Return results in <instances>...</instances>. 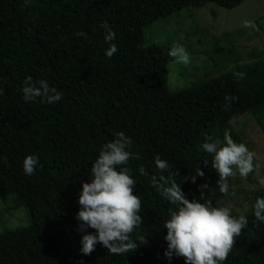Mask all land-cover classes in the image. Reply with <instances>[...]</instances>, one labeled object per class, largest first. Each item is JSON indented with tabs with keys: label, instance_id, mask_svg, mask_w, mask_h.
Instances as JSON below:
<instances>
[{
	"label": "trees",
	"instance_id": "16d2710c",
	"mask_svg": "<svg viewBox=\"0 0 264 264\" xmlns=\"http://www.w3.org/2000/svg\"><path fill=\"white\" fill-rule=\"evenodd\" d=\"M242 1L31 0L25 6L24 0H0V200L13 195L15 206L25 207L29 216L26 226L0 232V264H185L183 257L165 255L163 225L168 209L177 206L150 186L152 175L169 174L155 167L154 156L178 173L174 179L186 198L202 195L224 207L211 192L219 176L202 145L206 137L223 140L225 130L237 140L231 119L238 114H250L264 130V58L169 91L170 47L148 43L143 31L185 7L212 2L232 9ZM105 20L116 34L111 43L118 50L112 57L105 54L110 46L100 27ZM79 31L87 39L76 36ZM237 72L244 78H236ZM27 76L46 80L62 99L26 102ZM226 95L238 99L229 104ZM119 132L132 139L130 151L140 156L128 164L144 222L132 239L141 235L146 242L137 241V249L123 255L97 243L85 255V233L77 219L82 181H90L99 150ZM28 154L42 165L31 176L22 166ZM141 164L147 176L139 174ZM198 167L205 175L195 183L185 180ZM205 183L209 188L201 194L199 186ZM231 214L245 215L249 223L223 264H264V222L255 220L252 207L244 213L231 209Z\"/></svg>",
	"mask_w": 264,
	"mask_h": 264
},
{
	"label": "clouds",
	"instance_id": "9594fccd",
	"mask_svg": "<svg viewBox=\"0 0 264 264\" xmlns=\"http://www.w3.org/2000/svg\"><path fill=\"white\" fill-rule=\"evenodd\" d=\"M30 3L31 0H24L25 6ZM243 26L259 30L253 21L245 20ZM100 27L105 30V41L110 45L105 54L112 57L118 50L117 45L111 43L115 39V31L106 20ZM75 35L87 39L83 31ZM168 55L180 64L187 65L191 60L187 49L178 43L172 44ZM234 76L242 79L245 74L237 72ZM2 92L3 89L0 88V93ZM22 94L26 102L40 98L43 103L56 104L62 99V94L46 80L34 82L31 76L25 78ZM237 99L236 96H225L229 104ZM132 144V139L125 133H116L115 139L105 143L99 150V155L91 165L90 181H82L77 219L80 221L79 231L85 233L81 239V251L85 255H90L97 243L107 248L111 254L123 255L134 252L138 247L137 241L146 242L141 235L136 240L132 239V233L144 223L140 214L142 201L134 193L136 181L128 167L130 160L140 159L137 153L130 151ZM202 149L212 156V167L219 176L217 187L224 195L229 192L230 177L238 173L240 177L247 178L254 172L255 153L246 144L237 143L227 130L223 140L206 137ZM154 163L161 173L167 171L169 174H161L159 177L152 175L150 186L170 204L177 206L175 209H168V217L163 225L167 229L164 237L168 243L166 257L171 260L175 254L183 257L185 264H223L235 244V237L247 227L248 218L245 215L233 216L231 209L216 207L211 199H203L202 195L198 199L189 200L174 179V175L178 173L171 172L168 161L156 154ZM38 165L39 159L36 155H26L22 165L24 174L33 175ZM138 171L141 176L148 175L143 164ZM204 175L203 170L198 167L195 174L186 176L185 180L190 178L195 183L197 177ZM258 183L264 187V178H258ZM199 187L202 194L209 185L205 183ZM252 210L255 220L264 222V197L256 198ZM89 228L95 232H88Z\"/></svg>",
	"mask_w": 264,
	"mask_h": 264
},
{
	"label": "rangeland",
	"instance_id": "374dc122",
	"mask_svg": "<svg viewBox=\"0 0 264 264\" xmlns=\"http://www.w3.org/2000/svg\"><path fill=\"white\" fill-rule=\"evenodd\" d=\"M245 20L253 21L259 30L243 26ZM148 43L171 47L183 45L190 63H168L169 91H176L193 83H202L229 71L235 64H246L264 58V0H243L238 6L226 9L209 2L201 7H185L160 18L144 28ZM255 53L256 56H252ZM231 123L239 138L255 153L254 172L247 178L237 173L230 177L229 192H219L216 179L211 182V192L224 207L238 213L248 211L255 202V192L264 187L258 178H264V130L248 113L235 115ZM264 128V120H263ZM29 223L25 207L14 204V196L0 200V232L24 227Z\"/></svg>",
	"mask_w": 264,
	"mask_h": 264
}]
</instances>
